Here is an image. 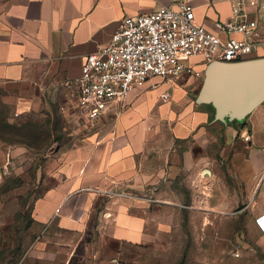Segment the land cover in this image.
I'll return each instance as SVG.
<instances>
[{
	"label": "crops",
	"instance_id": "1",
	"mask_svg": "<svg viewBox=\"0 0 264 264\" xmlns=\"http://www.w3.org/2000/svg\"><path fill=\"white\" fill-rule=\"evenodd\" d=\"M182 2L210 30L234 19L235 0H0V113L11 123L39 116L63 92L72 108L63 112L68 141L43 157L45 188L33 208L36 227L83 235L63 243L87 246L66 252L63 264H147V248L183 223L191 244L248 241L264 251V103L224 124L195 103L197 81L170 89L152 88L154 79L131 93L121 116L111 111L90 128L64 88L125 18ZM253 55L264 57V47ZM27 153L0 139L1 164ZM47 256L31 252L28 264H62V255Z\"/></svg>",
	"mask_w": 264,
	"mask_h": 264
},
{
	"label": "built area",
	"instance_id": "2",
	"mask_svg": "<svg viewBox=\"0 0 264 264\" xmlns=\"http://www.w3.org/2000/svg\"><path fill=\"white\" fill-rule=\"evenodd\" d=\"M233 15L229 22H215L214 30L196 22L187 2L125 18L109 44L86 56L81 75L64 83L77 120L97 128L109 112L121 116L131 93L154 79L159 84L152 88L173 89L185 79L203 81L211 62L252 59L264 47V0H235ZM162 98L170 100L169 89Z\"/></svg>",
	"mask_w": 264,
	"mask_h": 264
},
{
	"label": "rangeland",
	"instance_id": "3",
	"mask_svg": "<svg viewBox=\"0 0 264 264\" xmlns=\"http://www.w3.org/2000/svg\"><path fill=\"white\" fill-rule=\"evenodd\" d=\"M197 85L194 101L202 81H197ZM62 94L52 109H45L39 116L26 121L29 126L25 134L30 146H23L28 150L27 155L15 163L8 162V159L6 164L0 163V264H28L29 254L34 251L47 254L48 260L54 258L53 254L62 255L58 259L63 264L69 250L77 248L78 253L86 250L87 246L83 243L63 244L65 241L72 243L69 238L80 239L83 235L47 231L36 227L33 218L34 202L45 188L46 166L43 157L50 153L55 157L58 146L68 141L65 130H72L64 114L70 110L72 114V108L66 93ZM188 201V196L184 195L183 207H187ZM186 214L183 213L184 217ZM220 223L221 226L225 224ZM241 231L235 235L240 236ZM189 234L185 223L180 231L175 228L167 233L158 244L147 248V264H264V251L248 241L238 244L237 240H229L227 243L202 246L191 244ZM137 252L142 253L140 250ZM236 253L239 257H236Z\"/></svg>",
	"mask_w": 264,
	"mask_h": 264
},
{
	"label": "water",
	"instance_id": "4",
	"mask_svg": "<svg viewBox=\"0 0 264 264\" xmlns=\"http://www.w3.org/2000/svg\"><path fill=\"white\" fill-rule=\"evenodd\" d=\"M197 105H212L215 121H243L264 103V57L208 64Z\"/></svg>",
	"mask_w": 264,
	"mask_h": 264
},
{
	"label": "trees",
	"instance_id": "5",
	"mask_svg": "<svg viewBox=\"0 0 264 264\" xmlns=\"http://www.w3.org/2000/svg\"><path fill=\"white\" fill-rule=\"evenodd\" d=\"M212 113V118H214L215 109L212 105H207ZM31 118L24 119L15 123L9 122L7 116L1 112L0 113V139L9 144H27L29 141L27 135L25 134L28 128L26 121H30ZM236 123V122H235Z\"/></svg>",
	"mask_w": 264,
	"mask_h": 264
}]
</instances>
